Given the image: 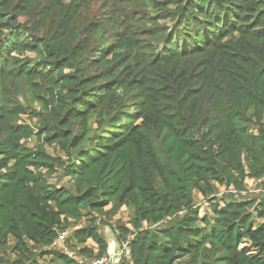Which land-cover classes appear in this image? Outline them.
Returning <instances> with one entry per match:
<instances>
[{
    "label": "trees",
    "instance_id": "obj_1",
    "mask_svg": "<svg viewBox=\"0 0 264 264\" xmlns=\"http://www.w3.org/2000/svg\"><path fill=\"white\" fill-rule=\"evenodd\" d=\"M105 226L120 264H264V0H0V264Z\"/></svg>",
    "mask_w": 264,
    "mask_h": 264
},
{
    "label": "built area",
    "instance_id": "obj_2",
    "mask_svg": "<svg viewBox=\"0 0 264 264\" xmlns=\"http://www.w3.org/2000/svg\"><path fill=\"white\" fill-rule=\"evenodd\" d=\"M68 236H69L68 230L60 232L57 235L56 239L52 242L50 248L54 250L62 251L64 253H68V250L65 245V241L68 238ZM127 254H128L127 245L126 243H122L120 245V249L117 254V257L121 258L123 255L126 256ZM69 255L72 256L73 254L70 253ZM110 260H111L110 257L107 256L100 259H93L88 264H111Z\"/></svg>",
    "mask_w": 264,
    "mask_h": 264
},
{
    "label": "rangeland",
    "instance_id": "obj_3",
    "mask_svg": "<svg viewBox=\"0 0 264 264\" xmlns=\"http://www.w3.org/2000/svg\"><path fill=\"white\" fill-rule=\"evenodd\" d=\"M30 145H32V144H30ZM48 151L51 152V149L50 150L48 149ZM51 181L54 182V180H51ZM247 188L250 191V192H248V194L249 193L252 194L253 191H256L255 182L252 181V180H248L247 181ZM220 191H221V193H224L223 190H220ZM204 207H205V205L203 206V208ZM128 219H129V213H128V211L125 208H123L121 210V212L115 217L114 221H120L122 223H126L128 221ZM99 230H100L101 234L104 235L105 239H106V237H107L108 240L115 239V236H114V234H113V232H112L110 227H108V226L100 227Z\"/></svg>",
    "mask_w": 264,
    "mask_h": 264
},
{
    "label": "crops",
    "instance_id": "obj_4",
    "mask_svg": "<svg viewBox=\"0 0 264 264\" xmlns=\"http://www.w3.org/2000/svg\"><path fill=\"white\" fill-rule=\"evenodd\" d=\"M106 241H107V244H108V249H107V256L110 257V261H111V264H120V260L121 258H118L117 257V254L119 252V249H120V245L118 244V242L116 241V239H112V240H108L107 237H106ZM89 247H95L94 244L88 242L87 243Z\"/></svg>",
    "mask_w": 264,
    "mask_h": 264
}]
</instances>
